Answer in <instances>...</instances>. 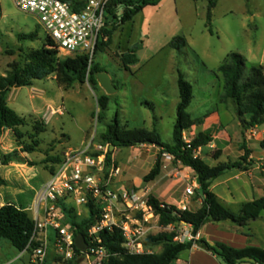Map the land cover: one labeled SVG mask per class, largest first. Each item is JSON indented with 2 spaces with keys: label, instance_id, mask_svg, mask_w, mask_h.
<instances>
[{
  "label": "rangeland",
  "instance_id": "374dc122",
  "mask_svg": "<svg viewBox=\"0 0 264 264\" xmlns=\"http://www.w3.org/2000/svg\"><path fill=\"white\" fill-rule=\"evenodd\" d=\"M154 1L156 4L145 7L133 21L123 24L114 33L110 47L96 55V62L113 78L117 89L115 93L107 94L100 85V90L95 92L89 83L79 82L66 89L59 86L55 76L36 80L32 86L12 89L9 107L25 118L28 125L18 129V132L6 130L1 139L2 195L24 191L20 199L23 206L28 207L36 191L50 178L45 160L56 154L62 155L66 150L84 149L93 137V144L98 145L100 134L117 111L122 125L130 128H156L162 141L171 143L177 117L176 104L179 102L178 71L193 85L194 98L188 108L192 117L202 118L218 111L222 122L230 128L240 123V118L233 110L236 106L229 102L226 105L228 111L225 104L219 102L224 92L223 82L216 78L214 71L229 53L236 52L250 58L249 47L257 48L264 43V0H218L215 9L211 11L212 32L207 26L209 0ZM116 11L118 15L122 13L120 8ZM32 34L35 35L33 39L24 38ZM45 37V31L36 15L21 11L13 0H0V76L7 74L12 62H26L32 49L42 47ZM176 37H184L186 47L172 49L170 42ZM133 48H137L138 62L130 70H125L117 54ZM259 60L257 56L256 61L250 59L246 62V74L253 65L260 63ZM100 94L111 99L104 121H98L97 118V96ZM49 105L62 107L64 113L52 116L45 123L46 131L40 135L38 152L30 155L22 153L20 141H31L33 127L37 122L44 123L42 118ZM244 118L248 119V115ZM244 127L237 125L236 129L230 131L231 142H228L224 152L220 147V139L199 151V156L210 165L217 164L218 161L213 157L219 150L222 151L220 161L240 160L245 154L244 147L251 151L248 171L227 172L211 185L219 201L235 213L240 211L243 204L264 196V150L259 145L264 134H252L251 129L246 130ZM214 135L219 137L216 132ZM184 136L187 141L193 139L191 131L184 132ZM226 137L223 135V138ZM15 151L25 159L24 164L5 162V157H14ZM159 151L152 145L114 150L111 159L120 168V174L112 179L111 186L115 189L134 188L181 210L183 206L188 210H198L202 201L197 197V175L174 159L166 161L163 156L161 175L153 182H144ZM195 181L194 194L187 195L186 189L190 185L194 186ZM4 201L18 204V197ZM74 210L82 217L88 216L84 206H75ZM163 232H174L175 240L181 242L190 241L193 236L191 228L185 223L154 229L152 235ZM203 237L212 245L223 242L234 248L254 246L264 249V213L260 219L244 227L230 221L209 223L195 239ZM54 238L55 233L50 231L49 264L57 261ZM0 244L4 245L0 251V262L18 258L9 242L1 240ZM151 249L153 253H160L162 246ZM211 255L214 257L207 251H186L181 253L174 264H225L220 257L215 256L217 259H214ZM24 259H27L26 255L21 261ZM77 264L88 262L81 258ZM242 264L264 263L247 259Z\"/></svg>",
  "mask_w": 264,
  "mask_h": 264
},
{
  "label": "trees",
  "instance_id": "16d2710c",
  "mask_svg": "<svg viewBox=\"0 0 264 264\" xmlns=\"http://www.w3.org/2000/svg\"><path fill=\"white\" fill-rule=\"evenodd\" d=\"M65 1L75 5L76 11L84 9L86 3V0ZM216 2L217 0H209L210 10L207 16V26L210 32H212L211 11L215 8ZM154 4H156L154 0H110L106 9V26L97 42L92 61L87 55H76L60 59L57 48L46 35L42 47L32 49L26 62L14 61L9 64L7 74L0 76V143L6 130L17 131L28 125L25 118L9 107L8 98L12 89L32 86L36 80L55 76L59 86L66 89L71 88L75 82H79L81 84L89 83L95 92L99 91L97 74L105 70L96 62V55L105 52L110 47L114 33L123 24L133 21L135 16L145 7ZM118 8L122 10L120 15L116 11ZM110 26L111 28H109ZM34 37V34L24 36V38L30 39ZM186 45L187 41L184 37H176L170 42V47L175 50L186 47ZM117 57L122 62L123 68L130 70V67L138 62L137 48L129 49L126 53L117 54ZM245 71V58L240 53L232 52L226 55L214 74L217 79L223 82L224 92L220 96L219 102L225 105L232 102L236 106V112L240 118L248 115L249 120L244 121V128L248 130L264 124V65L252 66L247 74ZM177 84L180 101L177 105V117L171 143L163 142L158 130L155 128H130L128 125H122L118 111L106 125L98 141L99 144H108L114 149L133 148L140 145L157 147L160 151L154 166L143 179L145 183L153 182L161 175L164 153L171 154L176 163L180 162L185 168L196 173L200 180L197 197L202 201L200 208L196 211L178 209L174 205L160 202L154 196L149 195V204L159 216V224L166 228L185 223L190 226L193 239L187 242L177 241L174 232L150 235L146 239L145 245L150 248L162 246L161 252L133 255L123 248L124 238L119 231L110 232L104 229L99 233L101 239L99 245L104 247L109 254L106 264H173L181 253L191 250L194 246H199L214 256L220 257L225 264H242L247 259L264 263V249L259 247L234 248L222 242L212 245L204 238L195 239L209 223L230 221L237 226L244 227L249 222L260 219L264 213V196L243 204L238 213L233 212L219 201L211 189L212 183L227 172L233 170L248 171L249 166H251V163L248 162L251 151L244 147L245 154L240 160L219 161L222 156V151L219 150L213 157L218 161L215 165H210L204 158L199 156V151L214 141L215 129L211 127L199 132L190 143L185 142L184 132L193 126L203 124L211 113L202 118L192 117L188 108L194 98L193 85L185 80L180 71H178ZM110 100V97L104 94L97 96L98 121L105 120ZM33 128L34 132L30 136L31 141L29 143L20 141L19 143L20 151L27 155L39 151L40 135L46 131L43 122L35 123ZM17 134L22 136L19 133ZM260 147L264 150V140L260 142ZM112 154L113 151L111 150L107 154L108 163L111 161ZM94 155L99 154L94 153ZM4 160L6 163H25V159L20 157L18 151H15L14 157H5ZM61 161V155L58 154L45 160L50 175L54 174ZM107 175L108 173H106ZM61 205L66 213L67 222L73 227L75 237L83 235L88 240L89 229L101 218L100 208L93 201H90L85 206L88 216L82 217L75 213L74 207H68L64 203H61ZM34 229L35 222L28 210H24L18 204L13 203L0 206V240L9 242L19 254L29 250L34 245L31 242ZM79 254L78 251L77 255ZM78 260L77 257L69 264H77Z\"/></svg>",
  "mask_w": 264,
  "mask_h": 264
},
{
  "label": "built area",
  "instance_id": "2783aa9c",
  "mask_svg": "<svg viewBox=\"0 0 264 264\" xmlns=\"http://www.w3.org/2000/svg\"><path fill=\"white\" fill-rule=\"evenodd\" d=\"M109 1L86 0L84 9L76 11L75 5L65 0H13L18 9L38 17L45 34L57 48L60 59L62 56L87 55L90 61L94 58L97 42L106 26ZM63 113L62 107L49 105L42 120L48 122L52 116ZM252 134L256 132L252 131ZM93 140L94 137L84 149L64 151L61 163L42 188L36 191L30 205L24 207L22 203L19 204L20 208L30 212L35 222L31 239L34 245L16 260L2 264H16L25 254L28 255L27 264H49L50 231L55 233L53 244L57 261L54 264H69L77 257L86 259L88 264H106L109 254L99 245V233L104 229L119 231L124 238L123 248L129 254L153 253L145 241L154 229L165 227L159 224V216L149 204V196L134 188H113L112 179L120 174V168L113 158L110 163L107 162L111 146L94 145ZM184 140L190 143L185 136ZM94 153L99 155L95 156ZM163 156L166 161L174 159L169 153ZM105 173H108L107 178ZM195 187L196 181L194 186L186 189V194L193 195ZM90 201L100 208L101 218L89 229L86 240L88 247L81 252L76 247L73 227L67 222L61 203L68 207H85ZM186 209V206L182 207V210Z\"/></svg>",
  "mask_w": 264,
  "mask_h": 264
},
{
  "label": "crops",
  "instance_id": "0c3cea01",
  "mask_svg": "<svg viewBox=\"0 0 264 264\" xmlns=\"http://www.w3.org/2000/svg\"><path fill=\"white\" fill-rule=\"evenodd\" d=\"M217 2H218V0H217ZM217 2H216V4H217ZM216 7V6H215ZM215 9V8H214ZM248 53H249V57L250 58H248V57H246V56H243L242 54V56L245 58V62H247V61H250V59L251 60H254V61H256V57L257 56H259V61H260V63L259 64H257V65H253V66H258V65H264V43L262 44V45H260L259 47H257V48H253L252 46H250L249 47V50H248ZM134 66V65H133ZM112 78V77H111ZM112 80H113V78H112ZM114 81V80H113ZM114 83V82H113ZM8 100H9V98H8ZM179 101H180V98H179ZM178 103L179 102H177V104L176 105H178ZM225 107H226V109L228 110V108H227V106L225 105ZM233 110H234V114L237 116V117H239L238 115H237V112H236V109L235 108H233ZM229 111V110H228ZM207 115V114H206ZM245 117V116H244ZM240 118V117H239ZM240 123L238 122V124H236V125H233L232 126V128H230L229 126H227V125H225L224 124V122H222V119H221V117H220V114L218 113V111H215V112H212L211 114H210V116L208 117V118H206L205 119V121H204V123L203 124H200V125H196V126H193V127H191V128H189L188 130H186L185 132H188V131H191L192 132V136H193V138L199 133V132H201V131H204V130H206V129H208V128H211V127H213L214 129H215V132L216 133H218L219 134V137H214V141H213V143L214 142H217V140L218 139H220L221 141V144H220V147H222V150H223V152L227 149V147H228V145H229V143L231 142V138H230V136H229V133H230V131H232V130H234V129H236L235 128V126H237V125H239L240 127H242L243 128V122H244V120L245 121H248L249 120V116H248V119H242V118H240ZM44 123H47V122H44ZM153 129V128H152ZM156 129V128H155ZM252 131H255L256 133H260V135H263L264 134V124H262L261 126H259V127H256V128H253V129H251ZM223 135L225 136H227L226 138H223ZM250 138H248V140H249ZM262 140H264L263 138H261L259 141L261 142ZM229 142V143H228ZM260 142H259V145H260ZM213 147H214V145H213ZM118 149V148H117ZM117 149H113V152H114V150L115 151H117ZM262 149V148H261ZM263 150V149H262ZM263 152V154H264V151H262ZM251 157H252V155H251ZM263 157H264V155H263ZM221 159V158H220ZM165 160H163V163H166V162H164ZM220 161V160H219ZM192 171V170H191ZM192 172H194V171H192ZM196 178H197V180H198V177L196 176ZM24 193V191H17V192H11V193H5L4 195H2V192L0 191V206H3L4 204H6V202L4 201V199H9V198H11V199H13V198H15V197H18V205L21 203V197L23 196L22 194ZM228 208V207H227ZM208 225V224H207ZM201 233V232H200ZM204 238V237H203ZM205 239V238H204ZM1 241V240H0ZM208 241V240H207ZM223 243V242H222ZM4 248V245H2V244H0V251L2 250ZM15 249V248H14ZM16 250V249H15ZM189 251H193V252H198V251H201V252H204L205 253V249H203V248H200L199 246H194L191 250H189ZM16 252H17V256L19 257L21 254H19L18 253V251L16 250ZM186 252V251H185ZM208 252V251H207ZM209 254V253H208ZM26 256H27V259H24V261L26 262V264L28 263V255L27 254H25ZM25 255H23V257H22V259L24 258V256ZM181 255V254H180ZM212 256V255H211ZM213 257V256H212ZM214 259H217V257H213ZM179 259V258H178ZM24 261L22 260L21 261V259L20 260H18L17 261V263L16 264H25L24 263ZM2 263H4V262H0V264H2ZM175 263V262H174ZM173 263V264H174Z\"/></svg>",
  "mask_w": 264,
  "mask_h": 264
},
{
  "label": "water",
  "instance_id": "95a60500",
  "mask_svg": "<svg viewBox=\"0 0 264 264\" xmlns=\"http://www.w3.org/2000/svg\"><path fill=\"white\" fill-rule=\"evenodd\" d=\"M97 78H98V83L100 87L104 89V91L107 94L111 95L117 91L111 76L107 72L104 71V72L98 73ZM113 149L114 147H111L110 150L113 151ZM197 181H198V184H200L199 178ZM75 244H76L77 249L81 252H85L88 247L86 238L83 235H78L76 237Z\"/></svg>",
  "mask_w": 264,
  "mask_h": 264
}]
</instances>
